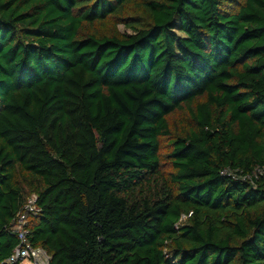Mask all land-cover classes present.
Masks as SVG:
<instances>
[{
  "label": "trees",
  "instance_id": "1",
  "mask_svg": "<svg viewBox=\"0 0 264 264\" xmlns=\"http://www.w3.org/2000/svg\"><path fill=\"white\" fill-rule=\"evenodd\" d=\"M21 213L49 264H264V0H0V264Z\"/></svg>",
  "mask_w": 264,
  "mask_h": 264
},
{
  "label": "built area",
  "instance_id": "2",
  "mask_svg": "<svg viewBox=\"0 0 264 264\" xmlns=\"http://www.w3.org/2000/svg\"><path fill=\"white\" fill-rule=\"evenodd\" d=\"M259 171V169H257ZM37 197L32 195L27 210L31 213L38 214L40 208L36 204ZM28 215L21 213L18 220L11 227L12 232L18 235L19 243L13 249L7 262L10 264L22 263L25 260H32L34 264H49L50 255L42 247H35L28 237Z\"/></svg>",
  "mask_w": 264,
  "mask_h": 264
},
{
  "label": "rangeland",
  "instance_id": "3",
  "mask_svg": "<svg viewBox=\"0 0 264 264\" xmlns=\"http://www.w3.org/2000/svg\"><path fill=\"white\" fill-rule=\"evenodd\" d=\"M235 7H236L235 1L228 5V8H235ZM139 15H140V11L138 9H136V7L134 6L132 8H129L123 17L124 18L140 17ZM110 18L112 21L108 23V25L106 27L107 31H111V32H115V33L119 32V33H123V34L124 33H132V30L127 28L124 25L123 21H121L119 18L118 19H113V17H110ZM102 29L105 30V27H103ZM175 30H178V24L175 26ZM178 121H179V115H176L175 118H172V124L176 125ZM164 150H166V148ZM185 219H186V217H183V219L180 221L181 222L180 224H182ZM24 264H32V262L27 259L24 261Z\"/></svg>",
  "mask_w": 264,
  "mask_h": 264
},
{
  "label": "crops",
  "instance_id": "4",
  "mask_svg": "<svg viewBox=\"0 0 264 264\" xmlns=\"http://www.w3.org/2000/svg\"><path fill=\"white\" fill-rule=\"evenodd\" d=\"M30 261L32 262V260H30ZM21 264H24V261ZM32 264H34V263L32 262Z\"/></svg>",
  "mask_w": 264,
  "mask_h": 264
}]
</instances>
